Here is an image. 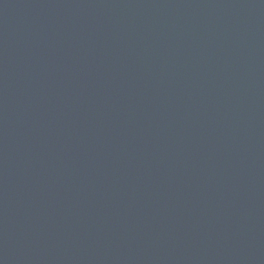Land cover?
Returning <instances> with one entry per match:
<instances>
[{
    "label": "water",
    "instance_id": "95a60500",
    "mask_svg": "<svg viewBox=\"0 0 264 264\" xmlns=\"http://www.w3.org/2000/svg\"><path fill=\"white\" fill-rule=\"evenodd\" d=\"M0 264H264V0H0Z\"/></svg>",
    "mask_w": 264,
    "mask_h": 264
}]
</instances>
